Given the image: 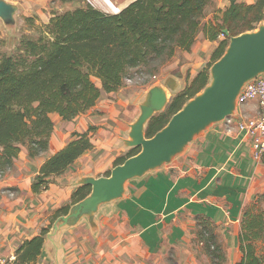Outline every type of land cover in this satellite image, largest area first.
Here are the masks:
<instances>
[{
    "label": "crops",
    "instance_id": "0c3cea01",
    "mask_svg": "<svg viewBox=\"0 0 264 264\" xmlns=\"http://www.w3.org/2000/svg\"><path fill=\"white\" fill-rule=\"evenodd\" d=\"M110 1L121 10L133 0ZM230 2L211 0L205 6L201 21L210 32H215L213 22L223 21ZM222 39L220 34L212 38L201 29L189 50H177L169 74L181 77L186 86L208 68ZM127 79L118 90L103 92L95 105L70 120L53 113L49 149L31 156L23 145L13 163L0 168V255L17 257L26 239L50 227L60 208L75 203L79 186L74 181L78 177L108 174L129 150L120 139L140 112L137 98L149 86L144 88L133 78ZM244 108L241 118L255 116L258 100H250ZM226 120L214 124L165 167L130 180L128 192L111 205L110 212L100 211L95 234L86 220L65 229L61 264H211L202 250L201 241L206 237L199 232V218L207 219L205 223L217 241L219 238L228 256L227 264H236L242 255L239 234L248 206L243 193L255 192L254 197L264 193V161L253 157L249 135L237 123L231 125ZM74 131L88 132L93 148L81 154L64 173L49 176L48 188L34 191L33 183L43 164L73 138ZM47 243L46 235L41 254L31 264H56Z\"/></svg>",
    "mask_w": 264,
    "mask_h": 264
},
{
    "label": "trees",
    "instance_id": "16d2710c",
    "mask_svg": "<svg viewBox=\"0 0 264 264\" xmlns=\"http://www.w3.org/2000/svg\"><path fill=\"white\" fill-rule=\"evenodd\" d=\"M211 0H133L118 12H108L86 1L85 5L54 14L38 37L25 36L18 50L0 59V168L10 166L26 145L31 156L50 147L54 128L53 113L65 120L87 111L103 92L118 90L130 70L144 64L157 69V62L189 50L201 29L217 38L223 29L238 34L257 27L264 19V0H231L223 21L210 32L201 16ZM230 35L220 40L207 69L199 72L182 91L171 98L166 109L150 120L147 135H154L183 104L210 79L209 69L224 52ZM94 146L88 132L74 131L73 138L43 164L34 191L48 188V177L60 175L86 150ZM129 149L116 164L137 153ZM111 171L108 172L110 174ZM90 185H81L74 201L84 198ZM264 193L257 194L242 217L239 234L241 258L236 264H264L256 241L264 236V208L255 211ZM70 205L55 215L69 211ZM205 246L211 257L222 247L209 224ZM50 227L26 239L17 250V260L31 264L41 254ZM205 240V239H203Z\"/></svg>",
    "mask_w": 264,
    "mask_h": 264
},
{
    "label": "water",
    "instance_id": "95a60500",
    "mask_svg": "<svg viewBox=\"0 0 264 264\" xmlns=\"http://www.w3.org/2000/svg\"><path fill=\"white\" fill-rule=\"evenodd\" d=\"M19 3L0 0V18L7 27L15 28L18 22ZM223 54L210 67L209 82L183 106L154 135H147V127L154 115L166 109L171 94L184 89V81L174 73L152 83L142 91L137 103L140 112L129 123L126 136L120 143L140 150L122 163L116 164L110 174H85L74 185H90L91 191L73 203L69 211L59 215L47 233L50 251L61 264V237L65 229L86 220L92 233L99 230V213H109L111 205L128 192L132 179L142 178L165 167L185 153L192 142L214 124L238 113L241 90L247 82L264 73V21L256 28L230 34Z\"/></svg>",
    "mask_w": 264,
    "mask_h": 264
},
{
    "label": "rangeland",
    "instance_id": "374dc122",
    "mask_svg": "<svg viewBox=\"0 0 264 264\" xmlns=\"http://www.w3.org/2000/svg\"><path fill=\"white\" fill-rule=\"evenodd\" d=\"M11 1H16L20 5L17 15L18 22L15 28H10L7 27L0 18V59L6 54H12L16 52L21 44V40L23 37L25 36L38 37L45 30L48 21L56 13L64 12L65 10L68 9H74L80 5H85L86 1L91 2L93 5L102 8L108 12H113V10L110 7H108L103 0H11ZM262 21H264V19ZM259 23L257 24V26L259 25ZM173 56L166 57L165 59L162 60V62H157L159 63L158 67L153 72H151V69L154 64L151 65L144 64L142 66L131 69L130 70V75L132 76L131 78H133L137 82V84L145 85L144 88H147L152 83H156L158 80H160V78L165 77L169 74L170 70L173 69L176 61V57ZM172 97H174V95ZM244 110H245L244 104L240 105L238 109L237 117L233 116L232 120H229L230 121L229 124L231 123L232 125L239 122L240 118L242 117V111ZM226 121L228 122V119ZM243 194L245 196V202H247V205L249 202L253 203L255 201V197H254L255 192L252 193L251 191H249L248 193V191H246ZM245 202L243 203L245 204ZM261 206L262 208H264V197H261L260 203L254 206L255 211L261 209ZM199 219L200 220H198L197 222L199 224V232L200 234L202 232L204 234V237H206L205 240L201 241L202 247L204 246V249L202 248V250L203 251L205 250V252L208 254L211 264H227L228 256L224 253L223 249H222V254L224 255V257H222L221 254L219 253L213 258L208 253L205 247V241L210 236V234L207 230H205L206 227L204 226L206 224L204 220L207 219H203V218H199ZM213 227H214L213 229L215 230V226ZM217 239L219 241V238ZM219 243L221 242L219 241ZM256 245H257L258 254L264 258V236L256 241ZM195 247L197 246L195 245ZM174 253L177 252L174 251L173 255H175Z\"/></svg>",
    "mask_w": 264,
    "mask_h": 264
},
{
    "label": "built area",
    "instance_id": "2783aa9c",
    "mask_svg": "<svg viewBox=\"0 0 264 264\" xmlns=\"http://www.w3.org/2000/svg\"><path fill=\"white\" fill-rule=\"evenodd\" d=\"M228 34L222 31L220 36L225 38ZM156 77V75H155ZM128 81L132 79L128 78ZM258 100V114L252 117H244L237 122L239 129L243 130L251 138L253 157L258 161H264V73L250 80L241 90L240 105L250 100ZM233 116L227 118L232 120ZM0 264H20L15 256L0 255Z\"/></svg>",
    "mask_w": 264,
    "mask_h": 264
},
{
    "label": "bare ground",
    "instance_id": "6f19581e",
    "mask_svg": "<svg viewBox=\"0 0 264 264\" xmlns=\"http://www.w3.org/2000/svg\"><path fill=\"white\" fill-rule=\"evenodd\" d=\"M104 1V3H106V5L108 6V7H110L112 10H114V11H119L120 10V8H116L114 5H116L114 2L112 3L110 0H103Z\"/></svg>",
    "mask_w": 264,
    "mask_h": 264
}]
</instances>
